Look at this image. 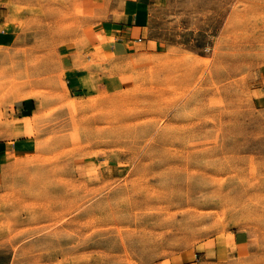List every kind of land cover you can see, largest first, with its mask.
Segmentation results:
<instances>
[{"label": "rangeland", "instance_id": "374dc122", "mask_svg": "<svg viewBox=\"0 0 264 264\" xmlns=\"http://www.w3.org/2000/svg\"><path fill=\"white\" fill-rule=\"evenodd\" d=\"M88 8L0 0V128L35 144L0 178V264H214L197 250L237 231L254 254L220 264H264V0H161L78 95L61 58Z\"/></svg>", "mask_w": 264, "mask_h": 264}, {"label": "crops", "instance_id": "0c3cea01", "mask_svg": "<svg viewBox=\"0 0 264 264\" xmlns=\"http://www.w3.org/2000/svg\"><path fill=\"white\" fill-rule=\"evenodd\" d=\"M88 1L94 8L84 10L83 15L94 16L88 19L92 24L91 32L79 45L66 50L61 58L63 81L68 90L78 95L108 89L113 64L129 58L147 44L152 10L161 0ZM14 29L11 22H0V47L11 43ZM261 91L263 95L259 101L264 107V86ZM34 147L32 138L27 135L12 138L0 128V178L16 158L32 153ZM254 248L250 236L237 231L230 237L215 236L206 240L197 250L196 257L208 263H227L231 258L251 257Z\"/></svg>", "mask_w": 264, "mask_h": 264}, {"label": "bare ground", "instance_id": "6f19581e", "mask_svg": "<svg viewBox=\"0 0 264 264\" xmlns=\"http://www.w3.org/2000/svg\"><path fill=\"white\" fill-rule=\"evenodd\" d=\"M123 212H124V211H123ZM120 220H121V219H120ZM120 220H119V221H120ZM124 221H125V220H124ZM128 221H129V220H128ZM121 222H122V221H121ZM126 223H127V222H126Z\"/></svg>", "mask_w": 264, "mask_h": 264}]
</instances>
